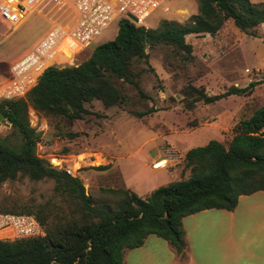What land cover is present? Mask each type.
Segmentation results:
<instances>
[{
	"label": "trees",
	"instance_id": "obj_1",
	"mask_svg": "<svg viewBox=\"0 0 264 264\" xmlns=\"http://www.w3.org/2000/svg\"><path fill=\"white\" fill-rule=\"evenodd\" d=\"M229 21L241 33L255 36L264 25V3L197 0L196 15L184 24L164 21L154 30L120 21L114 40L97 46L85 61L61 68L58 58L24 98L0 102V115L10 127L9 134L0 137V186L22 177L51 180L54 193L67 197L72 206L66 217L53 222L40 211L0 209L34 217L44 232L41 237L0 241V264H124L125 252L140 248L151 235L184 258L185 217L208 210L232 212L241 196L264 192V108L239 122L227 148L212 140L186 151L183 173L189 171L188 179L157 188L144 198L126 189H101L100 202L86 195L78 177L38 157L41 132L29 123L30 108L46 118L73 122L90 114L86 105L94 100L106 108L123 106L127 97L117 83L131 84L141 94L132 67L147 59V47L166 46L192 58L193 48L185 38L214 36ZM255 86L251 82L247 88L233 86L209 95L204 87L189 84L181 90L182 103L192 110L199 103L249 96Z\"/></svg>",
	"mask_w": 264,
	"mask_h": 264
},
{
	"label": "rangeland",
	"instance_id": "obj_2",
	"mask_svg": "<svg viewBox=\"0 0 264 264\" xmlns=\"http://www.w3.org/2000/svg\"><path fill=\"white\" fill-rule=\"evenodd\" d=\"M166 1L171 14L155 12L137 26L154 30L164 21L184 24L197 13V0ZM49 17L47 10L35 13L16 30L0 19V85L9 79L11 65L51 30ZM118 24L117 19L85 50L63 56L58 61L61 68L79 65L97 46L113 41ZM255 32V36L243 34L229 21L214 36H187L185 41L193 48L188 59L185 53L166 46L147 47V59L132 67L141 94L133 85L118 82L127 102L106 108L94 100L86 105L90 114L82 120L46 118L30 108V126L41 132L38 157L78 177L86 195L96 202L102 201L101 189L127 188L144 198L157 188L188 179L189 171L183 173L186 151L212 140L227 148L239 122L264 108V25ZM251 82L257 86L249 96H231L210 105L199 103L192 110L182 103L181 90L189 84L215 95L233 86L247 88ZM150 109L158 111L143 118L136 116ZM9 132V125L0 120V137ZM70 134L76 137L71 139ZM160 158L165 160L162 170H152L151 161ZM53 189L51 180L35 182L22 177L5 182L0 186V209L40 211L53 222L66 217L72 207L67 197ZM250 209L246 212L242 205L236 215L247 213L264 220V206Z\"/></svg>",
	"mask_w": 264,
	"mask_h": 264
},
{
	"label": "built area",
	"instance_id": "obj_3",
	"mask_svg": "<svg viewBox=\"0 0 264 264\" xmlns=\"http://www.w3.org/2000/svg\"><path fill=\"white\" fill-rule=\"evenodd\" d=\"M44 10L47 15L51 14L52 28L30 52L10 67L9 79L0 85V102L24 98L51 63L88 48L115 20L139 25L155 12L162 15L172 13L166 0L0 1V19L14 30L30 16ZM41 236H44L43 229L34 217L0 213V241Z\"/></svg>",
	"mask_w": 264,
	"mask_h": 264
},
{
	"label": "crops",
	"instance_id": "obj_4",
	"mask_svg": "<svg viewBox=\"0 0 264 264\" xmlns=\"http://www.w3.org/2000/svg\"><path fill=\"white\" fill-rule=\"evenodd\" d=\"M162 159L151 161L152 170H162L159 169L165 161ZM242 205L246 212L255 206H264V192L241 196L232 212L208 210L185 217L182 220L184 258L166 241L151 235L140 248L125 252L124 264H264V220L247 213L238 217L236 213Z\"/></svg>",
	"mask_w": 264,
	"mask_h": 264
},
{
	"label": "water",
	"instance_id": "obj_5",
	"mask_svg": "<svg viewBox=\"0 0 264 264\" xmlns=\"http://www.w3.org/2000/svg\"><path fill=\"white\" fill-rule=\"evenodd\" d=\"M131 20H132L134 23H137V21H136L135 19L131 18ZM2 119H3V117L0 115V120H2ZM7 123H9V122H7Z\"/></svg>",
	"mask_w": 264,
	"mask_h": 264
},
{
	"label": "bare ground",
	"instance_id": "obj_6",
	"mask_svg": "<svg viewBox=\"0 0 264 264\" xmlns=\"http://www.w3.org/2000/svg\"><path fill=\"white\" fill-rule=\"evenodd\" d=\"M61 60L63 59V58H60Z\"/></svg>",
	"mask_w": 264,
	"mask_h": 264
}]
</instances>
